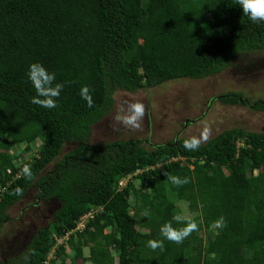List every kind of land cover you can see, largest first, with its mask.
Instances as JSON below:
<instances>
[{
  "label": "trees",
  "instance_id": "1",
  "mask_svg": "<svg viewBox=\"0 0 264 264\" xmlns=\"http://www.w3.org/2000/svg\"><path fill=\"white\" fill-rule=\"evenodd\" d=\"M263 51L264 22L250 21L235 0H0V234L8 209L34 186L39 200L61 203L8 264H43L51 250L50 264H264V132L229 129L196 150L184 147L189 138L152 147L137 139L90 144L116 92L206 79ZM33 63L64 85L54 109L30 102ZM84 86L92 107L79 94ZM215 100L264 111L263 101L251 105L243 93ZM36 141L31 159L12 155ZM68 143L77 147L62 156ZM137 172L150 193L141 197L144 212L133 215L131 196L141 190L131 179L120 185ZM164 173L189 182L177 187ZM177 201L195 215L183 219ZM95 208L103 210L75 230ZM189 220L198 228L182 243L161 236L164 224L179 229ZM73 230L67 245L55 247ZM150 240H163V251Z\"/></svg>",
  "mask_w": 264,
  "mask_h": 264
},
{
  "label": "rangeland",
  "instance_id": "2",
  "mask_svg": "<svg viewBox=\"0 0 264 264\" xmlns=\"http://www.w3.org/2000/svg\"><path fill=\"white\" fill-rule=\"evenodd\" d=\"M187 2L182 7L187 8ZM238 92L250 99L252 104L264 102V51L257 54H244L233 60L228 69L206 79H180L166 82L156 88H144L135 93L118 91L115 94V106L111 115L94 126L90 144L101 145L119 140L137 139L145 142L144 146L163 145L177 138L195 137L205 144L218 134L229 129H243L249 132H264V111L255 110L247 105L229 106L215 100L225 93ZM139 102L145 106V115L140 121V129L125 127L115 120L116 115H124L129 103ZM125 112H120L121 108ZM209 129V138L202 139V133ZM42 142L36 141L13 147L12 155L23 153L25 159H31L39 150ZM242 145V142H240ZM77 147L74 143L64 146L62 156ZM17 166L21 161L15 162ZM53 167H48L51 170ZM46 170V171H47ZM141 172V171H140ZM140 172L122 180L126 187L131 179L139 188L140 195L132 194L131 201L135 206L132 214L143 213L146 209L141 197L150 193V189L137 176ZM255 175L258 171L254 172ZM253 181V179H252ZM38 189L34 186L18 204L8 209L10 220L3 224L0 234V264H8L11 258L21 256L38 228L50 222L61 207L54 199L43 201L38 198ZM181 210L182 218L188 219L195 215L184 202H176ZM138 223L137 219H135ZM58 240L64 244L70 235ZM207 240L208 234L203 233ZM67 256L73 251L67 250ZM84 256L88 248L82 249ZM68 259V258H67Z\"/></svg>",
  "mask_w": 264,
  "mask_h": 264
},
{
  "label": "clouds",
  "instance_id": "3",
  "mask_svg": "<svg viewBox=\"0 0 264 264\" xmlns=\"http://www.w3.org/2000/svg\"><path fill=\"white\" fill-rule=\"evenodd\" d=\"M235 3L236 5H238L242 14L247 16L249 20L252 21L253 23L264 22V0H235ZM28 79L32 83L36 92V95L31 98L30 102L34 105H37L45 109L56 108L57 107L56 99L60 96V93L63 90L64 85L62 83L54 84V81L56 79L55 74L49 73L41 64L33 63L29 65ZM79 94L81 98L87 102L88 107L93 106L92 96L87 86L82 87L80 89ZM120 112H125V109L122 107L120 109ZM144 115H145V106L142 103L134 102V103H129L127 105L126 114L116 115L115 120L119 123H122L125 127H130L132 129H140L141 127L140 121L143 119ZM209 134H210L209 129L206 128L202 133V139L207 140L209 138ZM200 143H201L200 139L192 137L184 140V147L188 150H196L198 149ZM23 173L25 174L26 177L31 179L32 172L28 165L24 166ZM164 175L168 178L169 181H171L173 185L177 187H180L183 184L189 182L187 177L181 179L177 176L169 175L168 173H164ZM16 191L17 193L20 192L19 189H17ZM102 210L103 208H95L91 210L89 213L94 212V215L92 218L89 217L87 220H85V226L88 220L93 219ZM89 213L83 216L82 219L88 216ZM82 219L79 221L78 224L81 223ZM175 219L177 222L181 221L180 216H176ZM76 228L75 230H77ZM197 228L198 225L195 223V221L192 220L187 221L186 226L179 229L173 228L170 223H167L161 226L160 234L164 239L180 244L193 231H196ZM75 230L71 231L70 233H73ZM58 245L59 244L56 243L55 247ZM148 246L153 250H155L156 248H160V250L163 251V247H164L163 240L160 241L150 240L148 241ZM55 247L53 248L55 249ZM53 252L54 250H51L49 255Z\"/></svg>",
  "mask_w": 264,
  "mask_h": 264
},
{
  "label": "built area",
  "instance_id": "4",
  "mask_svg": "<svg viewBox=\"0 0 264 264\" xmlns=\"http://www.w3.org/2000/svg\"><path fill=\"white\" fill-rule=\"evenodd\" d=\"M93 215H94V212L89 213V215L86 216L84 219H82L81 223L77 225V228H76V229H77V230H82V229L84 228V226H85V220H87L89 217L92 218ZM53 259H54V252L51 253V254L47 257V259L44 261L43 264H50L51 260H53Z\"/></svg>",
  "mask_w": 264,
  "mask_h": 264
}]
</instances>
